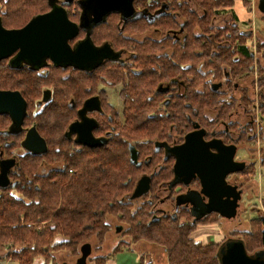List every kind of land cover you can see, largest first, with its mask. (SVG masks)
<instances>
[{
	"label": "flooded vegetation",
	"instance_id": "obj_1",
	"mask_svg": "<svg viewBox=\"0 0 264 264\" xmlns=\"http://www.w3.org/2000/svg\"><path fill=\"white\" fill-rule=\"evenodd\" d=\"M28 1L0 0V27L20 29L35 17L53 13L55 10L62 11L76 27L75 34L68 38L70 50L75 51L79 44L89 40L91 50H95L93 53L97 58L85 62L83 67L72 63L55 64L51 57L44 58L40 65H31L26 61L18 66L12 65L11 60L18 51L0 60V92H19L26 101L25 114L19 124L11 118L9 112H0V177L3 167L7 166V183H0V189L19 185L22 182L18 171L21 160L19 157L25 154L40 159L34 170L35 175H44L59 167L62 168L61 161L56 160L55 157L49 161L42 157L43 152H34L22 144L30 134V130L40 136L64 135L68 144L66 148L70 152L84 147L100 148L109 143L114 144V150L117 152L118 144H122L127 150L126 153L124 149V155L126 153L130 161L131 146L136 147L139 152L136 145L140 146L145 142L148 148L146 152L153 150L156 154L155 157L147 154L144 170L136 179L134 189L142 176L150 177L149 189L143 195L134 198L131 196L133 189L128 196L131 198L129 200L134 203L147 202L151 206L153 218L169 215L179 218L184 217L182 215L186 213L190 214L189 217L193 222L190 204L179 203V196L190 190L199 191L204 203L209 201V196L200 190L202 183L197 173L191 177L189 183L178 180L173 182L176 175L174 164L178 160V148L185 143L186 135L200 129H204L205 132L202 134V140L196 138L198 147L195 150H200L199 147L205 145L204 142L213 139L218 140V144L222 147L235 144L239 148L244 141L259 138L263 134L264 123V117L259 115L262 93L257 83L259 74L253 79L256 83V95L254 91L249 92L252 103L247 109L239 102L228 119L211 123L210 126L208 123L215 119L216 113L206 111L208 121L204 124L200 121L196 108L189 104L191 107L188 109L186 122L189 126L183 131L178 125L181 108L177 99L185 94L186 89L177 73V45H181L183 41V30L178 28V21L180 23L182 21L178 14V0H114L119 5L113 8H107L109 2L113 0H101L102 5L98 0ZM186 1L192 10L202 14L203 10L196 5L197 8L192 6L193 0ZM230 16L229 11L222 13L214 18L213 24L221 27L231 19ZM238 22L242 26L239 20ZM242 27L249 35L251 34L249 42L251 47H254V50L258 49V39L256 36L253 37L254 28L245 24ZM255 53L252 51L253 59ZM258 60L254 63L253 73L258 72ZM24 74L31 75L33 80L31 79L29 84H23ZM57 75H59L57 81L63 78L65 82L64 99L53 100V91L50 87L44 86L40 90V96L34 101L35 105L38 103L30 115V102L26 95L32 96L30 91L37 94L35 91L37 86H32V83L39 78L50 77L49 79L52 80L51 76ZM249 81L247 80L246 83ZM208 82L214 90L224 92L228 90L223 80L209 79ZM241 82L234 83V90L238 89L244 80ZM244 87L248 88V86ZM47 91L50 99L45 102L43 97ZM40 110L46 115L39 116ZM234 122L237 123L236 126H232ZM139 125H142L144 133L139 132L137 128ZM78 135L84 137L92 135L95 139H105V143L91 146L88 143L78 142ZM135 135H147V137L142 138L145 141L135 142ZM8 137L11 140H8ZM44 141L46 144L45 139ZM255 149L264 154V149ZM236 154L235 160L247 162L244 159H236ZM261 160L263 155L258 158V162L262 164ZM10 161H13L11 166L2 165V162ZM138 161L142 165L143 161L139 159V153ZM254 165L253 162L248 161L245 170L226 175L225 181L233 186L236 185L237 189H243L246 186L245 172L252 171ZM211 214L219 216L218 213L211 212L201 220ZM118 226L123 230V226L119 224L115 229Z\"/></svg>",
	"mask_w": 264,
	"mask_h": 264
},
{
	"label": "trees",
	"instance_id": "obj_2",
	"mask_svg": "<svg viewBox=\"0 0 264 264\" xmlns=\"http://www.w3.org/2000/svg\"><path fill=\"white\" fill-rule=\"evenodd\" d=\"M236 1L193 0L203 10L199 14L191 9L186 0H178V14L182 18L181 23L178 21V28L183 30V41L177 45V73L186 89L185 94L177 99L181 108L178 125L183 131L189 126L186 122L191 106L196 108L204 124L208 121L205 112H215V119L208 123L212 126L228 119L239 102L246 109L252 103L247 87L241 89L239 99L232 96L234 83L246 82L254 69L249 43L251 34L242 27L244 24L250 27L248 25L251 20L241 22L240 26L234 10ZM241 1L248 11L251 10L250 0ZM227 11L231 13V19L225 25L216 27L213 24L214 18ZM257 43L260 56L264 59V41L258 39ZM257 69V83L262 91L259 109L264 112V66L260 60ZM58 76H51L52 80L50 77H38L36 84L32 83V86H37V94L30 91L32 96L26 95L28 101L33 103L40 96L42 85L51 88L53 100H63L65 82L63 78L57 81ZM22 78L25 79L23 84H29L32 79L27 74ZM209 79L223 80L228 90L212 89ZM40 111L39 116L46 115ZM236 124L234 122L232 126ZM137 128L144 133L142 125ZM41 136L47 144L42 157L49 161L55 157L64 168L35 175L34 170L40 163L39 157L29 154L19 157L18 171L22 182L0 189V251H5L4 255L0 254V264H5L8 259L18 264H57V252L66 250L77 253L78 247L92 237L98 239V246L102 245L105 232L111 228L106 220L110 215L128 223L124 233L132 237L131 244L142 239L163 245L169 264H220L216 254L221 241L203 243L191 237L193 229L203 220L193 223L190 214L186 213L182 215L187 217L183 222L180 221L182 217L173 218L170 215L153 218L151 206L147 202L137 204L129 200L136 179L144 170L147 154L154 157L156 154L153 150L146 152L148 148L145 142L136 145L139 159L143 161L141 166H136L128 159L126 147L122 144H118L117 152L114 144L110 143L100 148L84 147L70 152L66 148L68 144L64 135ZM134 137L135 142H142L145 141L142 138L147 135ZM261 162L264 164V154ZM216 221L217 218L211 220ZM251 226V230L236 235L244 239L249 254L264 249V217L252 219ZM128 247L117 252L131 248ZM114 253L105 257L98 256L96 260L104 258L102 264H108Z\"/></svg>",
	"mask_w": 264,
	"mask_h": 264
},
{
	"label": "water",
	"instance_id": "obj_3",
	"mask_svg": "<svg viewBox=\"0 0 264 264\" xmlns=\"http://www.w3.org/2000/svg\"><path fill=\"white\" fill-rule=\"evenodd\" d=\"M102 5L103 2L98 0ZM258 8L264 13V0H259ZM119 3L114 0L107 8L117 7ZM106 8V9H107ZM1 26V25H0ZM76 32V27L70 22L62 11H53V13L42 14L35 17L24 27L20 29H4L0 27V60L18 51L17 55L12 58V65L18 66L21 62L26 61L31 65H40L46 57H51L55 64L72 63L78 67H83L85 62L95 60L97 55L91 50L92 46L89 40L79 44L75 51H71L68 44V38ZM218 86V85H217ZM50 99L49 92H45L43 100L46 102ZM26 101L19 92H0V112L7 111L16 123H21L26 110ZM23 141V145L34 152H44L46 144L44 139L35 131L30 130ZM204 129L191 132L186 135L185 143L178 148V160L174 164L176 175L174 181L189 183L191 177L197 173L201 178L202 192L209 196V201L204 203L199 191L190 190L179 196L178 202L190 204L193 223L201 220L207 214L216 212L219 216L233 221L238 216V208L242 199L243 189H237L236 185L229 184L225 181L226 175L245 170L247 162L237 161L234 159L237 152V146L230 144L220 146L218 140L213 139L204 142L205 145L195 150L196 138L202 140ZM105 139H95L92 135H78L77 141L88 143L91 146L104 144ZM212 149L216 150L213 151ZM175 151V150H174ZM173 151V152H174ZM138 150L131 146V161L136 166L141 165L138 161ZM175 153V152H174ZM13 161L2 162L12 165ZM189 163L194 164L191 166ZM7 166L3 167V173L0 177V183L6 184ZM149 176H142L132 197L143 195L149 189ZM122 227L118 226L116 231H121ZM116 232V233H117ZM244 239L240 237H229L221 241L217 251L220 264H264V249H259L254 253L247 250ZM92 244L83 243L79 248L81 255L77 258L76 264H88V257L92 253ZM63 264H68L64 262Z\"/></svg>",
	"mask_w": 264,
	"mask_h": 264
},
{
	"label": "rangeland",
	"instance_id": "obj_4",
	"mask_svg": "<svg viewBox=\"0 0 264 264\" xmlns=\"http://www.w3.org/2000/svg\"><path fill=\"white\" fill-rule=\"evenodd\" d=\"M252 1L253 4H257L259 0ZM28 2H31V0H29ZM191 4L193 7H196V4L194 2L191 1ZM255 9L256 11H254V13L258 15V17H256L255 19L258 23H256L253 29L255 30L253 37L256 36L257 39H261V41H264V14L260 12V10H258L257 5L255 6ZM259 17H262V21ZM252 51L256 52L255 58L253 59L254 63L259 59L260 63H262V65L264 66V59L262 58V56H260L261 54L258 49L254 50V47H252ZM258 73L259 69L258 72L255 71L252 74V76L250 77V81L248 79V84L246 82H241L242 84L239 85L238 89L233 90L232 96L239 99L240 91L244 86H248L249 92L254 91V95H256V83L253 79H255V76ZM254 95L253 98L255 97ZM34 103L35 102L29 104L30 115H32L33 110L36 108L38 102L36 103V105ZM259 111V115L261 116V113H263V109H259ZM262 126L263 134L259 138L252 141L246 140L239 146V148H237L238 151L236 154V159H244L247 162L249 161L255 164L253 170L247 171L245 174L246 186L243 187L244 193L242 195V200L239 201L241 203L237 214L238 216L235 220L229 221L227 218H224L223 216L221 218L217 214L208 215L202 223H199L196 228L193 229L191 233L192 238L198 241H202L203 243L210 241L219 242L223 241L226 238L234 236L236 238L238 232L249 231L252 229V219L257 217H264V164L262 165L260 162H258V158L263 154L261 153V151H258V149L257 151L255 149H264V123L262 124ZM9 138L10 137H8V139ZM137 204H140V202H138ZM215 218H217V221L211 222V220ZM106 220L111 225V228L108 230V232H105L103 244L98 246L99 241L96 237H92L88 241H85L92 244V253L87 260L88 264H102L104 262V258L102 260H96L97 257H105L106 255L110 256V254L114 252L115 253L112 260H115L117 264H169L167 258L168 254L166 252V248L163 245H156L155 242H147L145 240L143 241L142 239L131 244L132 237L124 233L128 228L127 222L121 221L117 216L112 215L107 217ZM185 220H187V217H182L180 219L181 222ZM118 224L123 226V230L117 232L115 226ZM118 244L121 245H119L118 249H116ZM79 247L78 252L74 254L66 250L57 252L56 263L63 264L64 262H68V264H76L75 260H77V258L81 255ZM124 247H131L132 249L130 248L117 252V250L124 249ZM0 254L4 255L5 251H0ZM109 262L110 261H108V263ZM5 264L18 263L17 261L12 262L11 259H8Z\"/></svg>",
	"mask_w": 264,
	"mask_h": 264
},
{
	"label": "crops",
	"instance_id": "obj_5",
	"mask_svg": "<svg viewBox=\"0 0 264 264\" xmlns=\"http://www.w3.org/2000/svg\"><path fill=\"white\" fill-rule=\"evenodd\" d=\"M250 1H251V4H252V9L251 10L248 11L247 8L244 6V4H242L243 2L241 0L240 1L239 0L236 1L234 10H235V14L237 15L236 18H238L240 22L247 23L249 20H251L249 26L254 28L256 23H258L257 20L255 19L256 17H258V15H256L254 13V11H256L255 6L257 5V8H258V4L255 3L256 4L255 5V4H253L252 0H250ZM258 10H259V8H258ZM253 15H255V16H253ZM259 18L262 21V17H259ZM109 261L110 262L108 264H117L115 262V260H109Z\"/></svg>",
	"mask_w": 264,
	"mask_h": 264
},
{
	"label": "built area",
	"instance_id": "obj_6",
	"mask_svg": "<svg viewBox=\"0 0 264 264\" xmlns=\"http://www.w3.org/2000/svg\"><path fill=\"white\" fill-rule=\"evenodd\" d=\"M261 117H264V112H263V113H261Z\"/></svg>",
	"mask_w": 264,
	"mask_h": 264
}]
</instances>
